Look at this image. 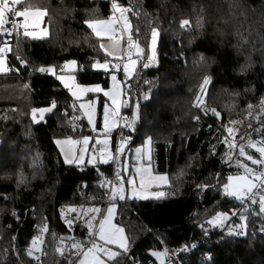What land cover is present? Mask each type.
<instances>
[{
  "label": "trees",
  "instance_id": "16d2710c",
  "mask_svg": "<svg viewBox=\"0 0 264 264\" xmlns=\"http://www.w3.org/2000/svg\"><path fill=\"white\" fill-rule=\"evenodd\" d=\"M115 2L130 9L133 36L146 41L153 29L158 33L156 64L141 67L128 81L131 98L139 105L128 133L131 145L151 138L152 162L156 171L168 174L169 182L161 199L114 200V222L124 230L128 251L109 264H153L152 251L171 253L218 235L223 238L219 244L200 245L210 260L194 254L173 264H264L259 200L240 208V200L223 192L229 176L243 173L241 163L260 170L239 155V145L259 158L247 144L249 139L264 140V113L257 118L264 97V0ZM111 3L21 0L16 9L44 11L48 35L29 37L20 25L18 36H10L7 22V31L0 32V45H9V69L0 73V264H74L81 247L73 245L89 235L80 220L82 211L103 206L100 175H110L113 164H65L54 138L88 133L87 123L77 115L67 89L38 69L51 66L61 71L63 62L72 59L79 83L109 85V71L92 69L106 56L86 20L108 16ZM183 20L189 26L181 27ZM201 54L204 62H198ZM205 75L211 77L207 101L220 111L218 120L191 105ZM53 100V110L34 124L32 109L49 107ZM126 111L130 113L129 106ZM228 128L233 129L232 137L226 134ZM114 140L115 132L112 144ZM232 143L235 147L230 149ZM67 206L76 216L71 227L61 212ZM237 208V225L247 209L245 236L228 235L230 228L218 232L219 225L208 223L219 212L228 214L226 224ZM33 237L43 255L34 248L28 255Z\"/></svg>",
  "mask_w": 264,
  "mask_h": 264
},
{
  "label": "rangeland",
  "instance_id": "374dc122",
  "mask_svg": "<svg viewBox=\"0 0 264 264\" xmlns=\"http://www.w3.org/2000/svg\"><path fill=\"white\" fill-rule=\"evenodd\" d=\"M23 10L24 9H17V11H23ZM29 10L32 13L39 10L43 14L42 15H29L27 19L25 17H19L21 21V29L23 33L24 34L26 32L31 33V35H28V36L32 38H37V39L46 37L48 35V28L46 25H44L45 24L44 17H43L44 11L40 8H29ZM125 16L128 22L127 25L125 24L124 19L120 18V13L114 12L113 10L106 17L93 15V16L88 17L86 20V21H95V20H105L106 21L110 17L114 20V23L112 24L113 30L110 32H104L99 36H97L96 33L93 31V29L88 26L90 30L92 31V33L97 37L99 48L106 56L105 60L96 61V62H99L101 64L107 62L109 65L107 70L102 69V68H96V69L92 68V69L109 71L110 72L109 73V76H110L109 85L104 86L99 83L83 85L79 83L76 80V75H75V72L77 69V63L75 65H66L67 61H75L72 59H69L63 62L61 71H57L56 68L51 67V66L48 67V68L53 69V71L49 72V74L53 75L56 79L59 76H63L65 78H68V77L74 78L69 81V83L73 85V88L71 91L64 86V83L61 80L59 79L57 80L69 92L72 98V101H73L72 103L73 107L76 109L77 115H80L84 118V120L87 123V129H88V133H84L79 136H57L54 138V142L57 146V149L63 161L65 159V155H67L69 159L80 160V163L78 166H83L86 163L89 164L88 163L89 160L94 161L91 164L116 163L118 174L120 178L122 179V185L119 187L123 188L125 197L129 199H136V200L157 199L155 197L148 196V193H151V192H164L165 193V187L168 185L169 176L165 172L156 171L155 165L152 162L151 142L148 144H145V140L147 138H144L140 143L131 145L130 142L133 139V137L130 133H125L121 139H119L117 142L114 143V145L112 144V141H111L112 135L114 132H116L117 127H118V118L120 115L121 104L124 103V105L129 106V109H130L129 115L131 116V118L133 117L134 112H138V108H137L138 104L135 100H132L130 92L128 91V86H129L128 81L140 71L141 67L147 68V67H144L145 64H148V67L154 66L156 64V59H157L156 49H157V42H158V33H157L156 41L154 45H153V40H152V31L150 32L146 41H142L139 37L132 35L131 33L132 24H131L129 17L127 16V12L125 13ZM5 25H3L2 28H0V32H2L5 29ZM25 25H27V27H25ZM129 37H131V42L129 41ZM130 43L138 44L139 48L142 51L137 53V49L135 47H130ZM101 45H103V47H101ZM0 49H4L3 52H0V59H2L4 62L3 66L9 69V66L6 60V52L9 49V45L3 43L0 45ZM129 52L132 53L131 57H129ZM149 56L153 57L151 61H149L148 59ZM130 60H133L136 63L134 66H130V72L128 75H126L124 72V65L129 64ZM0 73H3V72H0ZM119 73H120V76H119ZM113 75L117 77L116 81L112 80ZM203 78L198 85L197 92L194 94L191 105L193 107L199 108L203 114L211 115V117L213 116L218 120L221 118L220 111L214 105H211L207 101V92L209 90L211 81L210 83L204 86L205 91L202 92L201 84L203 82ZM97 84L100 85V88H101L100 91L87 92V91H78L77 89V86L91 87ZM73 91H77L76 96L73 95ZM106 92L116 93L115 103L113 102V99L111 98V96L105 95ZM197 96L200 97L199 100H197ZM201 101H203V103H201ZM81 105H84V107L82 108ZM105 106H107L108 108L107 117H108V124L110 125V127H106ZM212 109H215L218 115L214 114ZM113 111L116 112L115 116L112 115ZM89 113H91V118H92L91 123H89ZM131 122L133 125L134 122L133 121ZM90 131L98 132L96 136V142L100 144V147L98 148L97 151H95L93 148V143L91 141L90 134H89ZM226 134L229 137H232V133L230 134L228 130H226ZM85 136L89 137L87 144L83 142V138ZM57 140L62 141V143L60 145H57L56 143ZM105 140H107L106 145L103 143V141ZM64 141H73L76 143H64ZM120 145H123V149L122 151L117 153L116 150ZM138 148L140 149L139 152L136 151ZM61 149H63V152L61 151ZM81 149H83L82 159H81ZM102 149H104L103 153L101 151ZM73 164L77 165L76 163H73ZM145 168H148L150 170V173L153 177L164 176L166 178V182L159 181V180H152L151 183L148 184V186L146 187L144 192L141 193L140 196H133L132 195L133 188H135L138 193L140 192L141 176L147 175L143 171ZM129 180L133 181V184H129L128 183ZM112 188L109 192V198L111 201L114 200ZM144 196H148V198H143ZM92 207L93 206L86 207L85 209H83L82 214L80 216V220L86 225L89 231L93 230L95 226H98V222H97L98 218L95 220V217L93 218V215L91 214L92 211H89V209ZM61 212L67 216V219L65 220L66 225L71 227L76 220L75 219L76 216L74 215L75 211L70 207L68 208L67 206V207L62 208ZM92 246L93 244H91V247ZM39 250H40V244H39V241H37V247L34 248V251L36 252ZM153 252H161V251H152V253ZM101 253L97 251V255L102 259V257L100 256ZM153 257H155L157 261L162 260V257L160 259H158L154 255Z\"/></svg>",
  "mask_w": 264,
  "mask_h": 264
},
{
  "label": "snow or ice",
  "instance_id": "6c2138e0",
  "mask_svg": "<svg viewBox=\"0 0 264 264\" xmlns=\"http://www.w3.org/2000/svg\"><path fill=\"white\" fill-rule=\"evenodd\" d=\"M20 3H21V0H0V28H2L3 25H5V23L7 22L6 21V15H8V14H12V15L17 16V17H25L26 19L29 15H42L43 14L39 10L32 13V12H30L28 7H25L23 11H17V9L13 6L19 5ZM112 9L114 12L120 13V18L124 19L125 24L127 25L128 22H127V18L125 16V13L128 12L130 9L122 7L121 5L116 3L115 0H113ZM86 23L88 24V26L90 28L93 29V31L96 33V35L99 36L104 32H110L113 30L112 24L114 23V20L110 17L106 21L105 20H95V21H86ZM197 23L199 24L200 21H198ZM189 24H190V22L188 20L181 21V27L189 26ZM16 27H17V25L13 24V29H15ZM25 27H27V25H25ZM5 31H7V30L5 29ZM8 34H10V33H8ZM25 35H31V33L26 32ZM156 36H157V31H156V29H153L152 30L153 45L155 44ZM129 41L131 42V37H129ZM101 47H103V45H101ZM130 47H135L137 49V53L142 51L139 48L138 44H131L130 43ZM3 51H4V49H0V52H3ZM131 55H132V53L129 52V57H131ZM148 59H149V61H151L153 59V57L149 56ZM205 59H206V57L203 54H201L198 62H204ZM3 63H4L3 60L0 59V72L8 71V69L3 66ZM22 63H23V61H22ZM135 63H136L135 61L130 60L129 64L124 65V72L126 75H128L130 72V66H134ZM75 64H76L75 61H67L66 62V65H75ZM108 67H109V65L107 62H105L103 64H101L99 62L92 64L93 69L102 68V69L107 70ZM117 67H118V65H117ZM144 67H148V64H145ZM38 71H40V72H46V71L51 72V71H53V69L41 67L40 69H38ZM57 79L61 80L64 83V86L66 88H68L70 91L72 90L73 85L71 83H69V81L74 79L73 77L65 78L63 76H59V77H57ZM112 80L116 81L117 77L115 75H113ZM210 81H211V77L205 75L203 78V82L201 84V91L202 92L205 91L204 86L207 85L208 83H210ZM146 83H147V81H146ZM25 87H27V85H25ZM77 89H78V91H87V92H94V91H100L101 90L100 85H98V84L91 86V87L77 86ZM73 95L76 96L77 91H73ZM105 95L111 96V98L113 99V102L115 103V101H116V93L115 92H106ZM199 99H200V97L197 96V100H199ZM201 103H203V101H201ZM54 107H55V101L53 100L52 104L49 107L33 108L32 109V120H33V122L38 123L39 121H43L44 120V114L47 112H51ZM81 107L83 108L84 105H81ZM259 107H260V113L257 114V118H259V115L261 113H264V97L261 98ZM137 108H139V105H137ZM248 108L252 109L253 106L251 104H249ZM212 111L214 114H217L215 109H212ZM37 113H39V120H37V115H36ZM105 113H106V117H105L106 127H110V125L108 124V117H107L108 108H107V106H105ZM112 115L115 116L116 112L113 111ZM249 115H251V112H249ZM137 118H138V112H134L133 117H132V121L134 122ZM197 119H198V117H197ZM91 122H92L91 113H89V123H91ZM232 123H236V122L233 121ZM126 126L132 127V122H129ZM227 130L230 134L233 132L232 128H228ZM88 140H89V137H87V136H85L83 138V142L85 144H87ZM150 142H151L150 137L145 140V144H148ZM56 143H57V145H60L62 143V141L57 140ZM64 143H76V142L64 141ZM103 143L106 145L107 140L103 141ZM233 147H235V143L229 144L230 149H232ZM247 147L255 148L256 152L259 153V158L254 159L253 156L247 155L246 151H245V145L243 143H241L239 145V155L241 157H246V159L251 161L252 164L258 165L260 170L257 171L256 169L249 167L247 164L241 163L240 167L243 168V170H244L243 173L239 174L237 176H229L227 183H225L223 185V192L226 196L234 197L235 199L240 200V201H243L247 198V199H251L253 203H257V201L254 199L256 191L257 190L264 191V140H261L259 142H255V141H252L249 139ZM122 149H123V145H120L116 150L117 153L122 151ZM61 151L63 152V149H61ZM101 151L103 153L104 149H102ZM136 151L139 152L140 149L138 148ZM82 158H83V149H81V159ZM64 162H65V164L76 163L77 165H79L80 160L69 159L68 156L65 155ZM93 162H94L93 160L88 161L89 164H91ZM143 171L147 175L141 176V186H140V192L139 193L137 192V190L135 188L132 189V195L133 196H140L141 193L144 192V190L146 189L148 184L151 183L152 180H159V181H165L166 182V178L164 176L153 177L148 168H145ZM108 183H111V182H108ZM128 183L133 184V181L129 180ZM198 187H200V186H198ZM112 193H113V198H115V196L117 194H119V197L121 200L125 199V195H124V191H123L122 187L114 186L112 188ZM165 195H166V193H164V192L148 193V196H152V197H155L157 199L162 198ZM148 196H144L143 198H148ZM258 203H259V213H264V194L259 196ZM89 211L98 212L99 209H89ZM108 211H109V216H106L103 220L100 221L98 235H99L100 239L105 241V243H107V244H118L119 248L122 249L124 253H126L128 251V247H127V238L123 235L124 230L122 228L116 227L115 225H113L111 223L110 215L112 213V208H109ZM246 211H247V209H245L244 211H242L240 213L241 223L239 225H235L234 227L230 228L228 235H235V236H245L246 235L247 216L244 214V212H246ZM259 213H257V214H259ZM13 215H15V213H13ZM233 215H235V213H233ZM227 219H228L227 213H219L218 212L208 223L212 224V225H219L220 227H223L224 221ZM90 227H91V225H90ZM261 231L264 232V228H262ZM35 247H37V238L33 237L32 247H30L28 249V255L29 256L33 255L32 248H35ZM73 247L79 248V247H83V245L82 244H75V245H73ZM187 247H188L187 245L184 246L185 249ZM191 247L194 248V247H196V245L193 244V245H191ZM57 251L61 252V254H62V250L60 248H57ZM97 251L104 253L106 256L109 257L110 260H112L113 258H116L122 254L120 252L111 251L110 249L101 248L98 245L93 244V246L91 248H88V250L83 253V259H81L79 261V264H105V261L102 260L97 255ZM152 255H154L158 259H160L161 257H164L167 255V249H165L164 252H153ZM206 258L210 260L211 256L208 255ZM36 259H39V257H36Z\"/></svg>",
  "mask_w": 264,
  "mask_h": 264
},
{
  "label": "built area",
  "instance_id": "2783aa9c",
  "mask_svg": "<svg viewBox=\"0 0 264 264\" xmlns=\"http://www.w3.org/2000/svg\"><path fill=\"white\" fill-rule=\"evenodd\" d=\"M111 7H112V3H111ZM16 18L17 17L12 15V14L6 15L8 32L10 33L9 35L15 36V37L18 36L19 28L21 25L20 19H16ZM13 24L17 25V27L15 29H13ZM127 106L128 105H124V103L121 104L120 115L118 118V127H117V130L115 132L114 143L117 142L119 139H121L125 133H128L130 130H132L133 125H132V127L126 126L129 122L132 121L131 116L126 111ZM89 134H90L91 141L93 143V148L95 151H97L98 148L100 147V144L98 142H96V136H97L98 132L97 131H94V132L90 131ZM114 143H113V145H114ZM112 164H113V167H112V171H111L110 175L107 176V175H104L102 173L100 175L99 183H100L102 190H103V195L101 197V201H102L103 206L108 202L109 192H110L111 188L113 186L119 187L122 185V179L120 178V176L118 174V171L116 168V163H112ZM108 182H111V183H108ZM262 194H264V191L257 190L254 199L256 201L259 200V196ZM250 202H252V200L246 198L245 200L240 202V208H245ZM240 208L233 210L231 217L226 222V224H224L223 227L218 226L216 228L218 232H221L227 228H232L235 225H237V223L235 221V217L237 216V213H238ZM233 213H235V215H233ZM222 239L223 238L220 235L215 236L214 238L207 237L204 240H202L201 242L192 243L191 245H193V244L196 245V247H194V248L191 247V245H187L188 247L185 249L184 248L185 245H181V246L177 247L175 250H173L171 253H167V255L164 256L161 261H155L153 264H173L175 262L180 263L182 258L190 257L194 254H196L198 257H201L203 259H207L206 257L209 254L206 252L205 253L200 252V245H204L205 248H209L212 245L219 244L222 241ZM93 240H94V237L92 234L85 236L84 239H82V245H83L82 248L83 249L91 248V244H93ZM35 253L37 255H39V254L43 255L44 254L43 251H36Z\"/></svg>",
  "mask_w": 264,
  "mask_h": 264
},
{
  "label": "crops",
  "instance_id": "0c3cea01",
  "mask_svg": "<svg viewBox=\"0 0 264 264\" xmlns=\"http://www.w3.org/2000/svg\"><path fill=\"white\" fill-rule=\"evenodd\" d=\"M232 176H237V175H232ZM118 195L119 194H117L115 196V198H113V199L115 200L116 198H119ZM114 200L111 201L110 198H109L107 204H105L104 206L99 207L98 205H93V207L90 208V209H99V211L98 212H96V211H92L91 212V214L93 215V218L95 217V220L98 218L97 219L98 220L97 221L98 222V226H95L93 228V230L89 231V235L92 234L93 237H94L93 244H96V245H98L101 248H107V249H110L111 251H116V252H120L121 253L123 251H122V249L119 248V245L118 244H107V243H105V241L101 240L100 237H99V235H98V231H99V228L98 227L100 225V221L103 220L106 216H109V211H108L109 208H112V213L110 215L111 223L113 225H115L116 227L121 228L120 226H118L114 222V218H115V214H116V204H115ZM123 235L126 237L124 231H123ZM127 244H128V241H127ZM127 247H128V245H127ZM87 250H88V248H86V249H83L82 247L80 248V252H79L78 258H77V260H76V262L74 264H79V261L81 259H83V253L86 252ZM100 256L105 261V264H109V260L110 259H109L108 256H106L104 253H101ZM162 259H163V257H162ZM154 260L157 261L155 259V257H154Z\"/></svg>",
  "mask_w": 264,
  "mask_h": 264
},
{
  "label": "water",
  "instance_id": "95a60500",
  "mask_svg": "<svg viewBox=\"0 0 264 264\" xmlns=\"http://www.w3.org/2000/svg\"><path fill=\"white\" fill-rule=\"evenodd\" d=\"M36 115H37V120H39V113H37ZM44 115H45V114H44ZM31 120H32V116H31ZM32 122H33V120H32ZM39 122H41V121H39ZM39 122H38V123H39ZM33 123L36 124L37 122H33ZM78 215H79V212H78Z\"/></svg>",
  "mask_w": 264,
  "mask_h": 264
}]
</instances>
